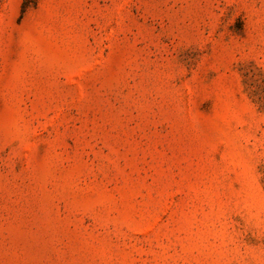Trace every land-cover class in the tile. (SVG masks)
<instances>
[{
	"label": "rangeland",
	"instance_id": "rangeland-1",
	"mask_svg": "<svg viewBox=\"0 0 264 264\" xmlns=\"http://www.w3.org/2000/svg\"><path fill=\"white\" fill-rule=\"evenodd\" d=\"M0 264H264V0H0Z\"/></svg>",
	"mask_w": 264,
	"mask_h": 264
},
{
	"label": "trees",
	"instance_id": "trees-1",
	"mask_svg": "<svg viewBox=\"0 0 264 264\" xmlns=\"http://www.w3.org/2000/svg\"><path fill=\"white\" fill-rule=\"evenodd\" d=\"M36 0H24V8H29L31 5L35 4Z\"/></svg>",
	"mask_w": 264,
	"mask_h": 264
}]
</instances>
